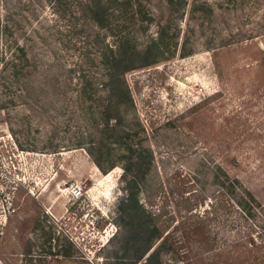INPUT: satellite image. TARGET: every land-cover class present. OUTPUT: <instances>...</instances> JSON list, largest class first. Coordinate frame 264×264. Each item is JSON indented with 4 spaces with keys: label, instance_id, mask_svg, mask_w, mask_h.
Segmentation results:
<instances>
[{
    "label": "rangeland",
    "instance_id": "obj_1",
    "mask_svg": "<svg viewBox=\"0 0 264 264\" xmlns=\"http://www.w3.org/2000/svg\"><path fill=\"white\" fill-rule=\"evenodd\" d=\"M75 1L0 0V264H107L122 244V164L103 174L75 147L97 130L110 42ZM143 4L142 49L169 19L166 0ZM167 35L173 56L127 73L123 110L153 156L140 199L160 264H264V0H188ZM58 237L71 257L53 255Z\"/></svg>",
    "mask_w": 264,
    "mask_h": 264
},
{
    "label": "trees",
    "instance_id": "obj_2",
    "mask_svg": "<svg viewBox=\"0 0 264 264\" xmlns=\"http://www.w3.org/2000/svg\"><path fill=\"white\" fill-rule=\"evenodd\" d=\"M187 2L188 0H166L169 19L160 24L157 39L142 49L136 44V38L129 29L132 23L137 25L152 21L143 0L75 1L77 13L86 21L106 30L110 37L106 52L102 54L107 95L98 100V110L94 113V125L97 130L94 135H90L87 142L79 141L75 145L76 148L86 149L103 174H108L122 164L120 181L125 195L117 207V214L123 229V238L119 251L115 252L107 264H160L161 261L165 247L162 231L155 216L140 199L153 156L141 141H133L135 133L124 126L123 110L133 101L125 77L129 72L160 63L167 59L166 55L173 56L170 43H166L167 38L169 39L167 33L172 30L174 24L178 26V20L183 17ZM91 99L92 96H89L88 100ZM114 146H118L121 151L117 156L114 155ZM221 176V181L217 176L220 186L229 191L230 195L235 196L236 187L244 190L239 181L231 182L223 171ZM245 193L246 195L237 198L235 196V199L238 206L251 215L248 208L254 197L246 191ZM35 228L43 231L39 216ZM49 238L53 240L54 237L51 234ZM56 239L58 241L55 247L58 250L53 255L71 257L72 242L65 237V244L62 245L59 243V237Z\"/></svg>",
    "mask_w": 264,
    "mask_h": 264
},
{
    "label": "built area",
    "instance_id": "obj_3",
    "mask_svg": "<svg viewBox=\"0 0 264 264\" xmlns=\"http://www.w3.org/2000/svg\"><path fill=\"white\" fill-rule=\"evenodd\" d=\"M81 193V191L78 189V191H76V194L78 195V194H80Z\"/></svg>",
    "mask_w": 264,
    "mask_h": 264
}]
</instances>
